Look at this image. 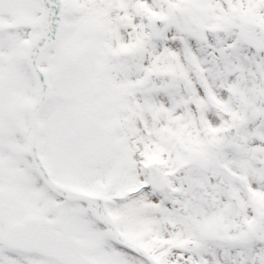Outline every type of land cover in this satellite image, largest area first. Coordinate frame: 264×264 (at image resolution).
<instances>
[{"label":"snow or ice","instance_id":"6c2138e0","mask_svg":"<svg viewBox=\"0 0 264 264\" xmlns=\"http://www.w3.org/2000/svg\"><path fill=\"white\" fill-rule=\"evenodd\" d=\"M0 264H264V0H0Z\"/></svg>","mask_w":264,"mask_h":264}]
</instances>
